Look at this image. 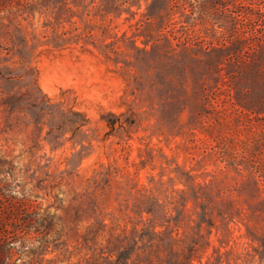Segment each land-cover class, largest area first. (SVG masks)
Segmentation results:
<instances>
[{"label": "rangeland", "instance_id": "1", "mask_svg": "<svg viewBox=\"0 0 264 264\" xmlns=\"http://www.w3.org/2000/svg\"><path fill=\"white\" fill-rule=\"evenodd\" d=\"M0 264H264V0H0Z\"/></svg>", "mask_w": 264, "mask_h": 264}]
</instances>
